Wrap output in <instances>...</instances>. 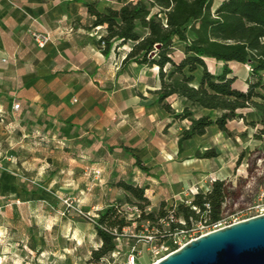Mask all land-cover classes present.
Wrapping results in <instances>:
<instances>
[{"label":"rangeland","instance_id":"obj_1","mask_svg":"<svg viewBox=\"0 0 264 264\" xmlns=\"http://www.w3.org/2000/svg\"><path fill=\"white\" fill-rule=\"evenodd\" d=\"M28 1L73 7L74 28L83 10L86 13L87 5L94 3V0ZM220 1H215V7ZM108 6L115 4L102 0L100 10ZM94 31L97 36L102 34L101 30ZM180 57L179 53L175 56L177 61ZM232 68L240 79L238 88L246 90L250 69L235 64ZM157 74V68L141 69L134 74L133 94L124 92L134 98V103L111 120L118 132L100 125L99 113L104 109L95 99L81 102L76 95L74 98L79 101L75 100L73 106L79 113H90L89 119L80 117L75 123L48 126L51 129L36 131L21 141L0 140V264H87L92 252L101 246L93 216L106 211L108 205L140 202L119 186L122 182L148 188V213H159L164 204L181 203L197 188L212 190L218 180L229 188L228 208L264 197V132L256 111H244L245 119L232 121L227 133L217 126L211 127L205 136L185 142L184 152L179 154L178 138L190 123L175 120L158 101L157 92L145 90V83ZM88 94L93 98V90ZM166 103L174 114H181L189 106L176 98ZM207 113L196 110L197 117ZM114 133L121 138L115 142L118 145L133 143L140 147L146 142L153 145L138 152L152 177L140 170L131 154L108 150ZM208 151H215L219 157L196 158ZM133 230L128 229L122 238L124 251L134 246ZM148 260L145 255L144 261ZM125 261L122 253L101 264H125Z\"/></svg>","mask_w":264,"mask_h":264},{"label":"trees","instance_id":"obj_2","mask_svg":"<svg viewBox=\"0 0 264 264\" xmlns=\"http://www.w3.org/2000/svg\"><path fill=\"white\" fill-rule=\"evenodd\" d=\"M102 0L88 5L92 18L91 29L105 31L98 39L107 56L111 52L132 44L125 63L159 69L161 88L158 101L175 120L188 121L178 140L179 154L185 142L202 137L217 126L222 132L235 119H245L244 111L255 110L264 132V0H226L217 9L215 0H112L115 6L100 10ZM176 42L181 43L180 47ZM182 57L176 60V52ZM207 60L223 63L221 74L213 73ZM231 63L250 68L246 91L235 87L237 77ZM202 73V77H200ZM180 97L189 105L181 114H174L168 100ZM196 110L207 114L197 117ZM132 149L125 147L126 152ZM219 157L215 151L198 154L197 159ZM137 166L147 176L150 169L133 154ZM119 186L131 194L142 209L150 202L147 187L122 182ZM224 181H216L208 194L195 197L193 204L200 208L197 214L191 207L179 205L177 216L188 223L202 220L205 215L219 218L229 194ZM131 203V202H126ZM146 203V204H145ZM114 204L99 213L94 230L101 241L87 264H101L117 251V238L131 226ZM135 204V203H134ZM206 205H210L208 209ZM164 204L159 213L143 215V221L156 223L168 216ZM140 225L136 231H140ZM118 232V236L114 234Z\"/></svg>","mask_w":264,"mask_h":264},{"label":"crops","instance_id":"obj_3","mask_svg":"<svg viewBox=\"0 0 264 264\" xmlns=\"http://www.w3.org/2000/svg\"><path fill=\"white\" fill-rule=\"evenodd\" d=\"M224 1L226 0H221L215 8ZM72 8L46 6L28 0H0L1 141H21L36 131L40 133L52 126L58 127L59 123H75V119L80 117L89 119L90 113H79L73 106L78 99L81 102L95 99L104 109L99 113L100 125L111 132H118L117 126L111 125V120L116 118L115 114L124 113L134 103V98L124 95L125 91L131 94L134 92V74L141 69H154L137 63H125L132 50L131 44L106 56L99 46V36L91 29L88 5L86 13L83 10L81 20L75 28L72 26ZM101 33L105 34V31L101 30ZM38 38L40 41L45 40L43 47ZM176 46L180 47L181 43L176 42ZM177 53L182 57L180 50L175 56ZM207 63L213 73H222L223 63L212 60H207ZM234 64L247 67L231 63V68ZM234 76L237 77L235 87L246 91L250 73L245 83L246 90L238 88L240 79L235 71ZM160 88L158 74L145 83V90L151 93ZM91 90L94 92L93 98L88 94ZM76 95L78 99L74 98ZM173 98L181 103L186 102L180 97ZM16 103H21L20 111L13 109ZM118 138L121 139L117 133L110 137L108 150L125 151V147H128L132 149L131 152H125L138 157L139 151L153 146L147 142L140 147L133 143L118 145L115 143ZM129 140L126 141L131 142ZM177 148L179 150L178 141ZM110 206L112 205L107 208Z\"/></svg>","mask_w":264,"mask_h":264},{"label":"built area","instance_id":"obj_4","mask_svg":"<svg viewBox=\"0 0 264 264\" xmlns=\"http://www.w3.org/2000/svg\"><path fill=\"white\" fill-rule=\"evenodd\" d=\"M98 30H101V28H98ZM99 38L101 39L102 35H100ZM38 41L43 47L45 40L40 41V38H38ZM104 47L105 43L102 44L101 49ZM21 108V103H16L13 107L15 111H20ZM210 192L211 190H204L202 188L192 190L189 196L182 200L181 203L177 202L167 206L166 210L168 216L159 219L156 223L143 221V215L149 214L148 209H142L138 204L124 203L118 206V214L122 215L131 223V226L128 227L125 232L128 229H134L132 237L135 243L133 247L124 251L121 244L122 241H124L122 238L125 234L118 236V232L114 231V234L118 236L117 251L113 253L111 257H116L124 253L126 257L125 264H157L200 237L264 215L263 197L233 209L228 208L230 201L226 199L223 204L222 213L217 219H213L210 215H205L202 220L196 221L192 219L191 222L188 223L183 218L177 216L176 212L181 204L191 207L193 211L200 214V208L195 206L193 201L196 196L200 194L206 195ZM206 207L209 209L210 205H206ZM98 218L99 215H94L92 222L95 224ZM139 225L141 230L136 231ZM145 255L149 258L148 263L144 261Z\"/></svg>","mask_w":264,"mask_h":264},{"label":"water","instance_id":"obj_5","mask_svg":"<svg viewBox=\"0 0 264 264\" xmlns=\"http://www.w3.org/2000/svg\"><path fill=\"white\" fill-rule=\"evenodd\" d=\"M157 264H264V215L200 237Z\"/></svg>","mask_w":264,"mask_h":264}]
</instances>
